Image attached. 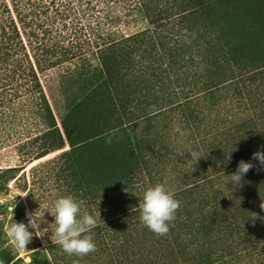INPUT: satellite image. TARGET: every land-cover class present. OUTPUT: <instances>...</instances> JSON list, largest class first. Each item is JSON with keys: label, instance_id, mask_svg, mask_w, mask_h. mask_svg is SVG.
I'll return each mask as SVG.
<instances>
[{"label": "trees", "instance_id": "trees-1", "mask_svg": "<svg viewBox=\"0 0 264 264\" xmlns=\"http://www.w3.org/2000/svg\"><path fill=\"white\" fill-rule=\"evenodd\" d=\"M0 57L42 105L33 161L61 152L43 166L96 219L77 264H264V171L228 183L264 145V0H0ZM157 184L180 201L164 236L140 220Z\"/></svg>", "mask_w": 264, "mask_h": 264}, {"label": "rangeland", "instance_id": "rangeland-1", "mask_svg": "<svg viewBox=\"0 0 264 264\" xmlns=\"http://www.w3.org/2000/svg\"><path fill=\"white\" fill-rule=\"evenodd\" d=\"M39 78L47 94V77L39 75ZM25 80V72L17 71L12 61L4 63L0 57V172L19 168L15 178L7 179L0 194V217H3L0 219V253L11 261L10 264H55L53 255L56 251L51 250L55 245L51 236L57 225L53 224L55 218L47 211L54 210L57 198L68 194L63 183L43 166L61 152L33 161L43 149V114L39 97L34 98ZM40 204L41 211L47 210L45 217L48 223L41 225L42 237L34 236L27 246L28 251H20L6 236L5 228L14 222L27 224L26 210L34 212ZM222 247L218 240L209 248L213 254L212 263L220 256ZM66 258L69 260L64 259V263L75 264L76 258Z\"/></svg>", "mask_w": 264, "mask_h": 264}, {"label": "clouds", "instance_id": "clouds-1", "mask_svg": "<svg viewBox=\"0 0 264 264\" xmlns=\"http://www.w3.org/2000/svg\"><path fill=\"white\" fill-rule=\"evenodd\" d=\"M174 131L182 136L189 135L188 131L181 132L179 125H174ZM111 142V141H109ZM191 159L198 161L202 155L194 150H189ZM231 152L225 154L222 162L225 166L231 163ZM256 161L257 163H253ZM256 169L257 172L264 171V145L259 151L252 154L251 161L240 160L236 170L228 175V183L232 186V191L243 186V180L246 174ZM127 191V190H126ZM28 196V195H27ZM21 196V197H27ZM259 207L264 211V198ZM141 222L157 236L167 235L170 231V225L176 219V213L180 208V201L175 199L174 191L170 190L164 184H157L147 189L143 195V200L139 204ZM41 211V204L36 211L26 210L27 224L24 222H14L5 228L6 236L13 245L20 251H26L27 246L32 242L34 236L42 237L40 234L42 224H47L45 213ZM55 218L53 224L57 225L52 232L51 241L60 246L69 256L84 257L97 251V245L94 242L92 229L97 226L96 219L88 212L81 213V205L72 196H61L54 202V210L47 211ZM251 220L264 219L257 213H252ZM3 217H0L2 219ZM33 229L34 231H30ZM28 251V250H27ZM2 264V262H0Z\"/></svg>", "mask_w": 264, "mask_h": 264}]
</instances>
